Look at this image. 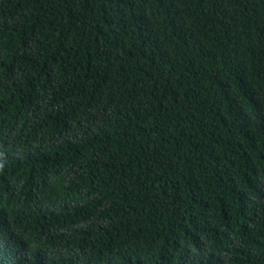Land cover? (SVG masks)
<instances>
[{
  "label": "trees",
  "instance_id": "1",
  "mask_svg": "<svg viewBox=\"0 0 264 264\" xmlns=\"http://www.w3.org/2000/svg\"><path fill=\"white\" fill-rule=\"evenodd\" d=\"M0 264H264V0H0Z\"/></svg>",
  "mask_w": 264,
  "mask_h": 264
}]
</instances>
